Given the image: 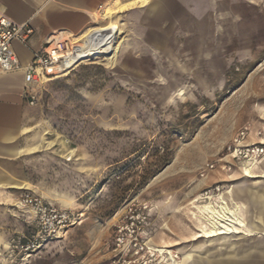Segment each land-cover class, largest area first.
Masks as SVG:
<instances>
[{
    "label": "rangeland",
    "instance_id": "rangeland-1",
    "mask_svg": "<svg viewBox=\"0 0 264 264\" xmlns=\"http://www.w3.org/2000/svg\"><path fill=\"white\" fill-rule=\"evenodd\" d=\"M147 1L114 6L126 26L112 60L90 57L35 88L29 135L48 146V180L34 173V181L77 223L14 264H114L130 208L148 219L139 232L148 249L139 256L130 249L124 264H173L161 250L176 264L199 243V251L230 252L220 239L197 238L192 212L198 198L215 202L243 179L247 165L228 170L221 161L241 131L246 143L264 145V0H169L170 25L143 18L154 4Z\"/></svg>",
    "mask_w": 264,
    "mask_h": 264
},
{
    "label": "crops",
    "instance_id": "crops-1",
    "mask_svg": "<svg viewBox=\"0 0 264 264\" xmlns=\"http://www.w3.org/2000/svg\"><path fill=\"white\" fill-rule=\"evenodd\" d=\"M128 2L132 0H0V8L14 22L28 23L34 30L26 45L13 44L22 65L26 66L35 53L44 49L48 39L58 34L80 38L89 30L107 24L106 14L110 10L115 12L114 22L125 31L126 24L114 6ZM182 2L192 0H180L181 6ZM147 4V0H142L143 6ZM25 88L23 72L0 74V264L26 262L33 256L21 249L35 230L34 216L20 200L27 192L42 196L43 185L35 183L34 173L39 175L36 180H48V164L42 169L43 151L48 146L29 135L35 124L36 108L25 99ZM242 177L228 186L226 195L241 221L240 232L199 238L209 243L220 239L221 248H229L230 252L199 251L202 246L199 243L176 264H264V158ZM231 237H248L250 241L227 246V238Z\"/></svg>",
    "mask_w": 264,
    "mask_h": 264
},
{
    "label": "built area",
    "instance_id": "built-area-1",
    "mask_svg": "<svg viewBox=\"0 0 264 264\" xmlns=\"http://www.w3.org/2000/svg\"><path fill=\"white\" fill-rule=\"evenodd\" d=\"M33 34L34 30L30 24L14 22L5 10L0 8V74L23 72L26 83L25 99L32 106L36 103V87L59 79L90 60V50L83 48L82 42L76 41L74 37L58 34L48 39L44 49L35 53L30 63L24 66L13 44L19 42L26 45ZM247 136V130L241 131L228 146L227 155L221 159L227 160L224 169L231 170V166H235L234 162L246 166L256 164L264 158V145L246 143ZM208 167L212 169L214 166ZM20 204L34 216L32 226L35 233L21 246L27 254L41 250L54 239L64 237L69 228L77 223L71 212L50 204L42 196L32 192L22 195ZM125 218L126 226H118L115 242L118 255L114 264H124L123 258L130 253V249L136 256L148 249L139 233L147 226L145 213L141 209L130 208Z\"/></svg>",
    "mask_w": 264,
    "mask_h": 264
},
{
    "label": "bare ground",
    "instance_id": "bare-ground-1",
    "mask_svg": "<svg viewBox=\"0 0 264 264\" xmlns=\"http://www.w3.org/2000/svg\"><path fill=\"white\" fill-rule=\"evenodd\" d=\"M111 15H106L107 24L89 30L80 38H74L76 41L82 42L83 48L90 50V57H96L101 54L110 61L118 54L115 43L124 36L125 32L122 27L117 26L118 24L116 25L112 20L114 13H111ZM256 164L244 167L242 174L247 176L248 170ZM228 190L229 187H226L216 197L215 202L199 203V200L202 199L198 198L196 200L197 205L193 207L195 211L192 214L200 224L197 238L204 237V235L207 238H211L240 232L241 221L236 208L231 207L226 200ZM160 252L166 253L170 263L174 264L173 260L178 259L176 256L173 258L169 256L170 254L166 250H161Z\"/></svg>",
    "mask_w": 264,
    "mask_h": 264
},
{
    "label": "water",
    "instance_id": "water-1",
    "mask_svg": "<svg viewBox=\"0 0 264 264\" xmlns=\"http://www.w3.org/2000/svg\"><path fill=\"white\" fill-rule=\"evenodd\" d=\"M154 5V7H147L142 11L143 18L146 21L153 19L158 24H172V21L175 18V14L172 9L171 2L169 0H155ZM164 39V32H160L155 35L153 39V44L158 50L163 49Z\"/></svg>",
    "mask_w": 264,
    "mask_h": 264
},
{
    "label": "trees",
    "instance_id": "trees-1",
    "mask_svg": "<svg viewBox=\"0 0 264 264\" xmlns=\"http://www.w3.org/2000/svg\"><path fill=\"white\" fill-rule=\"evenodd\" d=\"M169 161H167L163 166H166V164L168 163Z\"/></svg>",
    "mask_w": 264,
    "mask_h": 264
}]
</instances>
